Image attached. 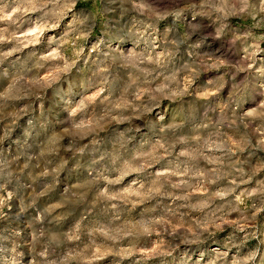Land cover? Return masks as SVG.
Masks as SVG:
<instances>
[{
	"label": "clouds",
	"instance_id": "obj_1",
	"mask_svg": "<svg viewBox=\"0 0 264 264\" xmlns=\"http://www.w3.org/2000/svg\"><path fill=\"white\" fill-rule=\"evenodd\" d=\"M0 264H264V0H0Z\"/></svg>",
	"mask_w": 264,
	"mask_h": 264
},
{
	"label": "rangeland",
	"instance_id": "obj_2",
	"mask_svg": "<svg viewBox=\"0 0 264 264\" xmlns=\"http://www.w3.org/2000/svg\"><path fill=\"white\" fill-rule=\"evenodd\" d=\"M87 6H89V7H90L91 5H87Z\"/></svg>",
	"mask_w": 264,
	"mask_h": 264
}]
</instances>
